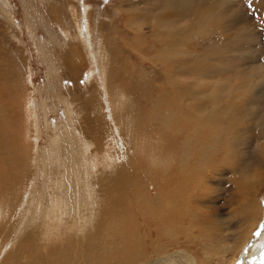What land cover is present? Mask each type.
<instances>
[{
	"label": "rangeland",
	"instance_id": "374dc122",
	"mask_svg": "<svg viewBox=\"0 0 264 264\" xmlns=\"http://www.w3.org/2000/svg\"><path fill=\"white\" fill-rule=\"evenodd\" d=\"M77 31L94 41H83ZM263 78L264 0H0V146H4V149L0 148V201L1 213H4L3 228L7 231L0 239L2 259L20 241L30 251L22 258L31 260L35 252L37 256L38 252L47 251L44 247L47 241L35 242L30 238L31 244L30 239L22 238L38 209L44 216L39 222L41 225L36 226L40 233L50 234V229L46 228V225L52 226L50 219L67 226L83 221L86 229L92 217V222L95 221L99 210L92 212L89 204L84 208L82 204L90 203L92 199H97L95 203H98L99 198L100 206H105L102 199L109 195L106 193L110 178L107 171L115 169L118 178L128 179L129 186L118 184L116 188L134 194L138 192L137 187H144L142 192L145 193L147 185H151V182L147 184L150 174L160 179V186L169 179L175 185L179 180L172 175L179 168H186L184 180L191 172L189 180H196L192 184L193 192L200 185V178L206 179L204 187L208 196L204 194L203 186L200 189L203 194L194 195L200 197L197 210L206 217L203 223L208 231L207 237L211 238V233L221 230L222 234L216 235L215 242H224L225 246L226 233H230L228 246H225L229 248L227 258L220 264H230L235 256L236 264L264 261V247L260 246L264 241L263 211H260L261 219L253 222L254 226L242 229L237 236L236 232L247 216L240 214L242 199H236L233 208L228 203V207L225 206V202L235 190L232 184L240 183L235 184L234 178L232 184L229 181L226 186L221 182L212 185L205 177L211 172L208 170L210 166L218 160L224 166L220 168L223 172L233 167L243 168L241 170L264 177V142L261 140L264 133ZM217 86L221 89H216ZM213 95L218 99L210 98ZM234 106L245 111L238 112V116L237 109L231 112ZM225 107L227 116L221 113ZM179 110L192 114L193 121L196 117L200 122L206 121L212 115L214 126L198 133L193 128L199 122L185 124L183 121L186 125L182 126L186 129L183 141L175 132L180 116L174 113ZM249 111L251 117L246 113ZM199 114H202L201 118ZM213 116L217 118L216 122ZM227 117L235 119L233 122L229 120L233 124L223 132V128H219L222 123L224 126L229 123ZM76 121L80 123L74 126ZM59 130L67 136L80 133L79 138L71 136L76 139V142L71 141L72 145L82 150L76 159L79 163L84 161L85 167L96 165L86 169L85 176L80 174L81 183L88 180L96 187L100 179L106 186H97V193L89 194L91 199L88 201L68 183H50L46 176L49 172L55 173L54 166H58L60 172H66L67 160L72 163V155L68 154L69 147L65 143L67 138L60 136ZM188 130H193V135L187 137ZM225 131L228 136L229 133L237 135L233 144L223 136ZM8 134H12L10 147L5 142ZM239 134L242 138L238 137ZM200 141L205 142L204 147L199 144L200 152H194V146ZM235 144H239L238 147ZM62 146L65 147L63 158L58 163ZM230 146L236 147L234 152ZM185 152L189 155L183 164ZM83 156L87 160L82 159ZM222 157L227 158L223 160ZM12 163L15 164L11 166ZM2 165L9 169L5 171ZM10 167L14 169L10 170ZM226 174L227 179L230 173ZM182 175L180 180H183ZM57 176L58 172L54 179ZM2 180L11 186L2 189ZM53 185H57L56 192H62L63 197L53 204L52 215L44 214L46 209L41 203L46 201L51 206L46 189ZM213 187L221 193L215 199L210 196ZM259 193L261 208L256 209H264V184ZM108 200L113 202L111 198ZM217 204L221 207L224 204L220 213L226 216H231L234 209L239 208L237 213L241 217L234 214L226 223L221 222L219 217L211 214ZM78 207L81 208L74 216L68 215L70 210ZM172 212L170 221H176L178 218ZM21 217H24L23 222H19ZM16 222L19 227L14 229ZM139 225V231L144 232L147 239L146 226ZM200 230L201 226L197 232ZM62 234L67 235V230ZM64 236L59 237V245L69 243L71 237V240L82 241L80 236ZM83 247L86 246L67 249L75 254L73 261H79L76 258L80 257ZM195 251L200 253L199 248ZM197 253H194L196 257Z\"/></svg>",
	"mask_w": 264,
	"mask_h": 264
},
{
	"label": "bare ground",
	"instance_id": "6f19581e",
	"mask_svg": "<svg viewBox=\"0 0 264 264\" xmlns=\"http://www.w3.org/2000/svg\"><path fill=\"white\" fill-rule=\"evenodd\" d=\"M71 12H73V10H71ZM73 15L75 17H77V13H74ZM77 33H78L77 36L81 37L82 40L87 42V43H92L94 41L91 37L85 38L84 34L81 33L80 31H77ZM75 35H76V33H75ZM175 87L177 88V86H175ZM223 87H225V86L223 85ZM218 88L221 89V86H217L216 89H218ZM173 91H176V90H173ZM191 91H189V93H191ZM193 92H192V98H194ZM215 92H217V91L215 90ZM215 92L211 93V95L214 94ZM219 92L220 91H218V93ZM188 96L191 97L190 95H188ZM188 96L186 95V97H188ZM195 96H196V93H195ZM176 97L174 96V98H176ZM210 98H213V99L216 98L215 100L218 99V97L214 96V95H213V97H210ZM172 99H173V95H172ZM191 99H189V100H191ZM171 102H173V101H171ZM212 102H213V100H212ZM219 103H220V100H219ZM253 103H254V101H253ZM204 105H201V106H203V108H204L206 106V105L205 106ZM214 105H216V104H214ZM262 105H264V102ZM262 105H261V107H262ZM217 106H218V102H217ZM217 106H216V108H218ZM235 106H234V108H235ZM250 106H251V104H250ZM252 106H254V105H252ZM200 108L203 111L202 107H200ZM234 108L233 109L231 108L232 109L231 112H233V113H234V110L236 111L237 107L235 109ZM182 109H187V108L182 106ZM225 109H226V107L224 108V110L221 111V113H223V112L225 113V111H227ZM257 109H260V108H257ZM242 110H244V109H241L240 111H242ZM240 111L238 110V111H236V113H238ZM250 111H249V114H248V112H246L247 115H249V117H251V115H252V114L250 115ZM253 111H254V109H253ZM253 111H252V113H253ZM170 112H172V110ZM218 112H220V111H218ZM228 112H229V110H228ZM174 114L180 116L179 124L175 127L176 128L175 132H177L181 136V140L185 139V130L186 129H184L182 126H186L185 125V124H187L186 122H192V123L199 122L200 124H197L195 129L193 128V130H195L198 133L201 132L202 130H205L208 128L210 129L211 127L214 126V125H212L211 118H210L212 115H210L208 120L200 122L197 117H196V121H195V118H194V121L191 120L192 114H185V112L183 110H181V111L179 110L178 113L176 112ZM70 115H71V113L69 112L68 113V120L71 123L72 121L70 119ZM221 115H223V114H221ZM239 115H240V113H238V116ZM257 115L259 116L258 113H257ZM257 115H254V117ZM199 116L201 118L202 114H199ZM215 116H216V114H215ZM226 116H227V114H226ZM228 116H230V115H228ZM234 116H236V115H234ZM204 117H205V115H204ZM223 117H225V116L223 115ZM213 118H214V116H213ZM216 119L214 118L213 120L216 122L217 121ZM219 119H221V118H219ZM233 119H235V117L230 118V119H228V117H227L228 122H229V120L232 121ZM241 119H243L242 115H241ZM245 119H243V121H245ZM78 121L73 123L74 126H77L80 123ZM183 121L185 122V124L182 123ZM231 121L229 123L225 122V123H227L225 126L222 123L219 129L223 128L222 131L224 132V129H226V127L231 128V125L233 124L232 123L233 121L232 122ZM247 121H248V118L246 120V123H247ZM257 121L260 122V120H257ZM234 122H235V120H234ZM27 123L28 122L26 121L25 124H27ZM192 123H190V124H192ZM246 123H244V127H245ZM193 125H192V127H193ZM217 126H218V124H217ZM252 127H253V125H252ZM252 127H250V128H252ZM228 128H227V130H228ZM235 128H236V126H235ZM241 128H240V130L242 131L243 129H241ZM248 128H249V126H248ZM190 129H191V127H190ZM244 129H246V128H244ZM193 130H191V132H194ZM189 131L190 130H188L186 133L187 137L190 135H193V133H191ZM230 131H232V130H230ZM235 131H236V129H235ZM241 131H239V132H241ZM245 131L246 130H244L243 132L245 133ZM262 131H264V130L262 129ZM177 133H175L176 136H177ZM79 134H78V132H74L73 134L67 136L66 133L60 131V136L62 135L64 138H67L65 143L69 147L68 154L71 153V155H72V163H70L67 160L66 172L65 171L60 172L59 167L54 166L56 169L55 173L58 172L57 178L54 179L55 173L51 174L50 172L46 176H48V179H50V183L53 181H55L56 183H63V182L68 183L70 186H72L75 189V191L78 195H80L82 197H87L85 199L87 201H88V199H91L89 194L97 193V188L99 186H102V187L108 186L109 190L106 193H109V195H107V199H102V201H104V203H105V206L104 205L100 206L101 201H99V198H98V203H95V201L97 199H95V200L92 199L93 201H91V202L89 201L90 203L86 202V203L82 204L83 208L89 204L88 206L91 209H93L92 212H95V209L99 210L98 214H95V221L92 222L93 221L92 220L93 217H92L91 220L87 223L86 229H84L83 221L77 223V225L67 226L63 222L58 221V223H56L53 219H50V220L47 219V221L49 220V222L52 224V226L46 225V228L50 229L49 235L40 233L36 228L37 225H41V224H39V222L42 218H44L42 211L38 209L37 215L36 216L33 215V221L29 223V226L27 227V230H26V232L22 238L24 240L32 238L35 242L40 241L41 243H45V241H47V244L44 245V247L47 248V251L45 253H44V251L43 252L40 251L37 253V256H36V252H35V254L33 256L34 259H31V260L22 258L23 254H28V253L30 254V251H27L25 248L26 245L25 244L23 245L20 241L15 247L12 248V250L6 255V257L4 259H2L1 255H0V258H1L0 264H220V263H222L223 260H226L227 252L229 250V248H226V247L228 246V235L230 233H226V236H227V239L225 242L226 247L224 246V242H222V241H221L222 244L219 242H215L216 235L222 234L221 230L216 231L214 234L211 233V238L207 237L208 231L205 230V223H203V221H205L206 217H202L203 213L201 214L197 210V208L200 207V204H199L200 197H197L196 195H194V193H198L199 195L203 194L200 189L202 188V186L204 187V185H206V183H205L206 179L205 178H203V177L200 178V181H199L200 185L196 187L197 189H195V192H193V190H192V188H193L192 184H193L195 179L189 180L192 176L191 175L192 172L190 174V177L187 178V180H184V178H186V177L183 173L186 171V168H179L172 175V178L179 180V182L177 184L175 183V185H172V183H170L171 180L168 178L169 180H167L166 184H164V185L162 184L163 186H160L161 184L158 182L160 179H156L153 177V174H150L149 177L148 178L146 177V178H147V184L149 182H151L150 183L151 185H147V188L144 190L145 193L142 192V189H144V187L142 189L137 187L138 192H134V194H130L124 189L118 190L116 188V187H118V184L124 185V186H129V181H128V179L118 178L116 176L115 169L107 171V174H109L110 178H108V185H106V186H104L102 184V181L100 179H99L98 183L95 184L96 187L94 185L92 186V182L88 181V180H87V182H84L82 184L81 179H80V174H83L85 176L86 169L89 170L91 167L95 168L96 165L90 164L89 166L85 167L86 163L84 161L79 163L78 159H76V156L79 155V153L82 152V150L79 148V146H77V148H76L75 146L72 145L71 141L74 140L76 142V139H71V136L72 137L76 136L79 138ZM215 134H216V132H215ZM207 135H209V134H207ZM229 135L230 136H228V132H226V134L223 136H226L225 139L226 140L228 139V141L233 144L236 141L237 135L234 136L233 133H232V136L230 133H229ZM262 135H261V137L263 139H261V140H263V142H264V133ZM11 136H12V134H8V138L5 141L8 144L7 145L8 147L12 146V142L9 141ZM194 136H195V134H194ZM238 137L242 138V135L240 136V134H239ZM80 138H82V137H80ZM195 138H196V136H195ZM195 138H193V139H195ZM213 139H214V137H213ZM218 140H220V139H218ZM239 141H240V139H239ZM237 142H238V140H237ZM204 143H205L204 141H200L199 143H197L194 146V150H195L194 152H200L198 150V146H199V144H201V145H203L202 147H204V145H205ZM215 144H217V143H215ZM238 145H236V147H238ZM230 147L232 148V146H230ZM236 147L232 148L233 152H234V148H236ZM0 148L4 149V146H0ZM64 149H65V147L63 148V146H62V148H61L62 156H61L60 160L57 161L58 163L63 158ZM229 150H230V148H229ZM58 151H59V149H58ZM204 151H201V152H204ZM233 152H231L230 155H232ZM50 153L53 154L52 151H50ZM188 155H189L188 152H185L183 154V156H182L183 157V164L186 163L185 161L187 160ZM73 158H75V160ZM222 158H223V160H225V158H227V157H222ZM82 159H86V158L83 156ZM171 160H172V157H171ZM172 161H174V160H172ZM191 161H192V159H191ZM191 161H189V162H191ZM220 161L219 160L216 161V163L213 164L214 166L211 164L212 167L210 166V168L208 169L211 172H209V174L206 173L205 177H208V179L212 185L213 184L217 185L221 182V183H226L225 184V186H226V185H229V184H227L229 181H230L229 183L232 184L231 181L234 178H235V184L240 183V185L232 184L233 189H235V190L232 193H230L228 195V197L226 198L228 202H225L226 203L225 206L228 207V205H227V203H228L229 207L232 206V208H233L235 205V200L238 198L242 199V202H240L241 203L240 208L242 210V213H240V214H247V216H246V220L242 221L243 223L241 224V228L236 232V234L238 236L242 232V229L250 228L251 226H254L253 222L255 220H257L258 218H259V220L261 219L260 211H263V215H264V209L263 208L262 209H256L257 207H260L258 204L259 199L257 196L260 194L259 192L263 188L264 177L258 176V175L255 176V174H253V173L250 174V171L241 170L243 168H237L236 169L233 167V168H229L227 170V172H223V170L222 171L220 170V168L222 166V162H220ZM152 162H153V160H152ZM4 163H3V165H5ZM13 164H15V163H12L11 166ZM152 164H154V162ZM170 165L171 164H169L167 162V167ZM223 165H225V164H223ZM154 167H156V166H152L151 168H154ZM222 167H224V166H222ZM3 168H6V167L3 166ZM168 168H170V167H168ZM262 168H264V166ZM7 169H9V168H6L5 171H7ZM11 169H14V168L10 167V170ZM18 169H19V167H18ZM203 170H205V169H203ZM119 171H122L123 173L126 174V172H124L123 169H120ZM195 171H194V173H195ZM224 171H226V170H224ZM226 173L231 174V175L230 174L228 175L227 179L225 177L227 175ZM181 175H182V177L184 176L183 180L182 179L180 180ZM230 176H231V178L229 180ZM92 178L90 180H92ZM215 179L217 180V182L213 181ZM115 180H117V181H115ZM139 181L140 180L138 179V182ZM1 184H2V189L11 186V185L9 186L8 182H5V180H2ZM139 185H141V184H139ZM56 186L57 185H53V186H50L46 189V193H48L51 197V199H48L51 202V206H48L46 201L41 203V206H43L46 209L45 211H43L44 214H51L52 215L54 213L53 204L61 201V199L63 197L62 192H60V191L56 192ZM143 186H146V185L143 183ZM120 188H121V186H120ZM255 188H258V189H255ZM94 189L96 190V192L94 191ZM217 189H216V187H213L210 190L211 191V195H210L211 198L215 199L221 195V193H219L217 191ZM226 190H228V189H226ZM174 193H176V194H174ZM204 194H206L208 196L206 187H204ZM224 194H226V193L224 192ZM254 197L257 198L256 202L254 201V199H255ZM0 198H2V194H0ZM92 198H94V196H92ZM109 198L113 199L112 203L109 202V200H108ZM238 204H239V201H238ZM214 205H216V203ZM1 206H2V202L0 201V239H1V236L3 235V233L7 232L6 228L5 227L3 228L4 223H2V219H3L2 215L4 213L3 214L1 213L3 211ZM223 207H224V204L222 205V207L219 204H217V207L212 208V212H211V214L213 213L214 216L219 217L221 222L226 223L234 214H237V215H239V217H241V215L239 213H237L238 212L237 209H239V208H236V207H235L236 211L234 209V212L232 213L231 216L230 215L226 216L224 214H221L222 213L221 210L224 209ZM80 208L81 207H78L75 210H70V212H68V215L74 216V214L77 213L80 210ZM206 210H208V209H206ZM254 210H256V211H254ZM14 211H12V212H14ZM171 211L174 212L175 218H178V219H176V221H174V220L170 221ZM173 212H172V214H173ZM171 216H173V215H171ZM208 216H209V213H208ZM6 218H9V216ZM186 218H188L187 221H185ZM23 221H24V217H21L19 222H23ZM25 221H26V219H25ZM19 222H16L14 229L19 227V225H18ZM139 224H143L146 226V228L148 230L147 232L145 231L147 233V239H145L143 236L144 232L142 234L141 233L142 231L141 232L139 231V228H140ZM199 226L202 227V230H200L198 233L197 231H198ZM243 226H245V227H243ZM227 229H226V231H227ZM9 230H10V227H9ZM64 230H67V235H65V236L62 234V232ZM230 231H231V228H230ZM154 232H156V234ZM60 236H64V237L80 236L82 241L71 240L72 237H71V239L70 238L68 239L70 241L69 243H72V245L75 247L86 246V247H83L82 252L79 253L80 257L76 258L79 260L78 262L76 260L73 261L74 260L73 255H75V254L72 252H69L67 250L69 248H73V246H71V244H69L68 242H65L64 244L61 243V245H59V243H60L59 237ZM249 236H250V234H249ZM32 239H30L31 244H32ZM73 239H77V238H73ZM241 243H240V245H241ZM261 243L262 244L260 246L264 247V245H263L264 241H262ZM7 244H8V242H7ZM254 245H256V244H254ZM254 245H251L252 248L254 247ZM243 246H244V243H243ZM260 246L258 247L259 251H261ZM198 248L200 249V253H197L195 251ZM194 253H197L199 256L197 255V257H196L194 255ZM236 259L237 258L235 256L230 264H236ZM262 259L264 260V256ZM259 264H264V261H262Z\"/></svg>",
	"mask_w": 264,
	"mask_h": 264
}]
</instances>
